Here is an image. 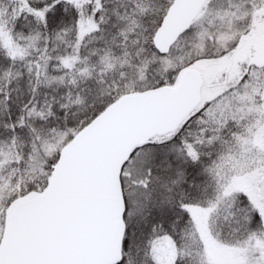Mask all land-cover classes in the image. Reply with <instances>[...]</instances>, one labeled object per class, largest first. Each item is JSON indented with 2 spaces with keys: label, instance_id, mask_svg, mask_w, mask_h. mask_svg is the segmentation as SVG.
<instances>
[{
  "label": "snow or ice",
  "instance_id": "obj_1",
  "mask_svg": "<svg viewBox=\"0 0 264 264\" xmlns=\"http://www.w3.org/2000/svg\"><path fill=\"white\" fill-rule=\"evenodd\" d=\"M0 264H264V0H0Z\"/></svg>",
  "mask_w": 264,
  "mask_h": 264
}]
</instances>
